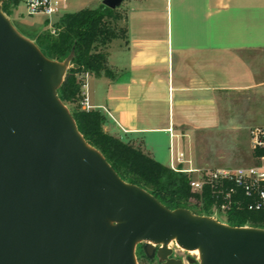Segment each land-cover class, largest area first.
<instances>
[{
	"label": "water",
	"instance_id": "1",
	"mask_svg": "<svg viewBox=\"0 0 264 264\" xmlns=\"http://www.w3.org/2000/svg\"><path fill=\"white\" fill-rule=\"evenodd\" d=\"M0 0V264H137L174 241L198 264H264V228L168 209L124 181L57 95L70 57L47 58ZM123 0H102L117 8Z\"/></svg>",
	"mask_w": 264,
	"mask_h": 264
},
{
	"label": "crops",
	"instance_id": "2",
	"mask_svg": "<svg viewBox=\"0 0 264 264\" xmlns=\"http://www.w3.org/2000/svg\"><path fill=\"white\" fill-rule=\"evenodd\" d=\"M59 1L58 18L102 3ZM118 8L126 35L106 48L113 76L88 74L82 90L105 114V131L165 166L173 152L193 167L183 144L197 131L264 125V0H123Z\"/></svg>",
	"mask_w": 264,
	"mask_h": 264
},
{
	"label": "trees",
	"instance_id": "3",
	"mask_svg": "<svg viewBox=\"0 0 264 264\" xmlns=\"http://www.w3.org/2000/svg\"><path fill=\"white\" fill-rule=\"evenodd\" d=\"M4 1L1 6L6 15ZM15 2L18 4L19 0ZM123 19L125 15L119 8L112 9L101 3L94 8L62 14L53 24L54 33L48 28L27 33L17 30L33 40L49 59L63 61L71 56L57 95L69 108L84 139L101 152L124 181L145 189L168 209L186 208L194 214L213 217L214 200L208 188L201 193L192 191L187 173L163 165L132 141L105 131V114L98 109L82 107V75L113 76L107 66L106 48L113 39L125 37L126 27L120 25ZM44 26H48L47 19ZM224 222L232 226L264 228V208L229 210ZM135 254L142 264L140 252L136 250Z\"/></svg>",
	"mask_w": 264,
	"mask_h": 264
},
{
	"label": "built area",
	"instance_id": "4",
	"mask_svg": "<svg viewBox=\"0 0 264 264\" xmlns=\"http://www.w3.org/2000/svg\"><path fill=\"white\" fill-rule=\"evenodd\" d=\"M28 15H44L48 20V29L54 33L52 17L57 16L65 4L59 0H24ZM84 81L82 90L86 88L88 73L82 75ZM82 107L91 109L88 98L82 92ZM249 144L254 161L248 166L198 168L183 167L179 164L188 162L183 154L173 156L170 153V168L189 175V185L192 191L201 193L205 188L211 192L216 209L227 213L232 209L246 208L257 211L264 208V125L249 129ZM256 151H259L256 154ZM190 163V162H188Z\"/></svg>",
	"mask_w": 264,
	"mask_h": 264
},
{
	"label": "rangeland",
	"instance_id": "5",
	"mask_svg": "<svg viewBox=\"0 0 264 264\" xmlns=\"http://www.w3.org/2000/svg\"><path fill=\"white\" fill-rule=\"evenodd\" d=\"M4 3L7 5L6 16L19 31L27 33L48 28V26H44L46 19L44 15H28L26 13L24 0H19L18 4H16L15 0H5ZM172 12L173 14L175 13L174 3ZM57 20L58 17L53 16L51 23L54 24ZM249 129L241 128L213 133H201L197 131L194 135H191L187 143L183 144L185 156L192 160L193 167L204 169L219 166L239 167L251 165L254 158L249 144ZM161 153L167 154L168 157V135L167 150L163 148ZM212 213L216 219L222 222L225 221L226 214L216 209L215 206ZM161 246V244L154 243L152 245V255L146 256L143 250V242L138 243L136 250L141 254L140 259L142 264H163L164 260L160 255ZM169 248L172 250L170 257L180 260L181 264H198L199 259L197 254L182 249L174 241L169 243ZM136 259L137 264H139L137 256Z\"/></svg>",
	"mask_w": 264,
	"mask_h": 264
},
{
	"label": "bare ground",
	"instance_id": "6",
	"mask_svg": "<svg viewBox=\"0 0 264 264\" xmlns=\"http://www.w3.org/2000/svg\"><path fill=\"white\" fill-rule=\"evenodd\" d=\"M171 242H173V241H171ZM149 244H154L153 242H148ZM170 243V242H169ZM169 243L167 244V246L169 247ZM189 252H192V253H194V254H197L198 256V259H200V252H199V250L198 249H194V250H190Z\"/></svg>",
	"mask_w": 264,
	"mask_h": 264
}]
</instances>
